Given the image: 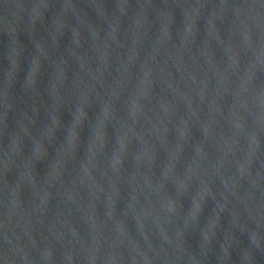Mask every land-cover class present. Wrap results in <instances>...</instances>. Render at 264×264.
I'll return each instance as SVG.
<instances>
[{
    "label": "water",
    "instance_id": "95a60500",
    "mask_svg": "<svg viewBox=\"0 0 264 264\" xmlns=\"http://www.w3.org/2000/svg\"><path fill=\"white\" fill-rule=\"evenodd\" d=\"M0 264H264V0H0Z\"/></svg>",
    "mask_w": 264,
    "mask_h": 264
}]
</instances>
